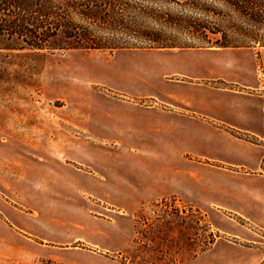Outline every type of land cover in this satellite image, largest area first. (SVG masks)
<instances>
[{"label":"rangeland","instance_id":"rangeland-1","mask_svg":"<svg viewBox=\"0 0 264 264\" xmlns=\"http://www.w3.org/2000/svg\"><path fill=\"white\" fill-rule=\"evenodd\" d=\"M262 48L1 51L0 241L7 244L0 247V264H22L15 251L31 248L23 234L38 240L81 236L84 241L64 245L87 252L86 241L96 240L123 264H190L186 257L220 236L249 243L240 232H226L228 226L243 228L241 217L234 221L216 210L214 219L206 207L188 206L177 196L150 200L122 194L119 189L145 179L141 161L149 148L129 146L130 133L119 131L122 111L104 98L127 99L117 82L151 77L161 85L183 77L174 72L181 67L221 65L238 72L240 63H247L256 65L263 83L257 54ZM237 79L212 81L244 90ZM157 100L148 96L138 102L169 107ZM131 204L137 205L133 211L126 208ZM35 256L33 264H64Z\"/></svg>","mask_w":264,"mask_h":264},{"label":"crops","instance_id":"crops-1","mask_svg":"<svg viewBox=\"0 0 264 264\" xmlns=\"http://www.w3.org/2000/svg\"><path fill=\"white\" fill-rule=\"evenodd\" d=\"M257 54L264 76V49ZM240 65L238 72L221 65H209L205 70L181 67L174 72L185 78L161 85L151 77L133 78L114 85L127 93L123 95L128 100L104 98L122 111L124 124L119 123V131L126 129L130 133L129 146L143 147L145 151L149 148L148 156L141 161L145 179L136 180L133 187L119 189L122 194L145 195L150 200L177 196L188 206L206 207L208 216L213 215L214 219L216 210H220L231 220L236 221V216L245 221L243 228L228 226L226 232L231 236L241 233L249 243L226 242L220 236L206 250L186 257L190 264L264 262V240L254 238L264 237L255 228L264 223V82L256 65ZM219 78H239L245 89L220 86L212 81ZM148 96H156L169 107L138 102ZM136 207L131 204L126 208L133 211ZM23 238L30 243L31 250L15 251L16 256L22 257V264L24 261L33 264L36 254L64 264H123L107 252L109 247L96 240L86 241L88 252L84 251L86 248L64 245L84 241L81 236L71 241L41 236L43 241L27 234ZM6 244L0 241V247ZM34 247L37 252L32 251Z\"/></svg>","mask_w":264,"mask_h":264},{"label":"trees","instance_id":"trees-1","mask_svg":"<svg viewBox=\"0 0 264 264\" xmlns=\"http://www.w3.org/2000/svg\"><path fill=\"white\" fill-rule=\"evenodd\" d=\"M257 46L264 0H0V53Z\"/></svg>","mask_w":264,"mask_h":264},{"label":"built area","instance_id":"built-area-1","mask_svg":"<svg viewBox=\"0 0 264 264\" xmlns=\"http://www.w3.org/2000/svg\"><path fill=\"white\" fill-rule=\"evenodd\" d=\"M260 228H262V230H264V226L263 227H260ZM263 236H264V233H263Z\"/></svg>","mask_w":264,"mask_h":264}]
</instances>
